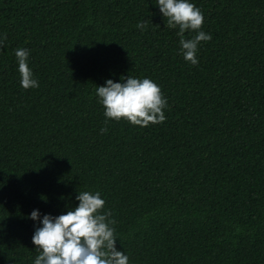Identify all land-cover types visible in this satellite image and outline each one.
<instances>
[{
    "label": "trees",
    "instance_id": "trees-1",
    "mask_svg": "<svg viewBox=\"0 0 264 264\" xmlns=\"http://www.w3.org/2000/svg\"><path fill=\"white\" fill-rule=\"evenodd\" d=\"M191 2L212 36L196 65L156 0H0V264H32L27 214L80 191L100 192L129 264H264V0ZM127 76L160 86L164 122L105 125L95 88Z\"/></svg>",
    "mask_w": 264,
    "mask_h": 264
},
{
    "label": "clouds",
    "instance_id": "clouds-1",
    "mask_svg": "<svg viewBox=\"0 0 264 264\" xmlns=\"http://www.w3.org/2000/svg\"><path fill=\"white\" fill-rule=\"evenodd\" d=\"M155 5L167 26L177 29L183 59L191 65L198 64V46L212 39L211 33L201 28L204 14L200 8L191 0H156ZM137 27L144 30L145 24L138 22ZM186 31L195 35L185 38ZM5 38L0 33V43ZM29 52L24 47L14 50L19 84L24 89L39 87L29 67ZM95 95L103 107L105 125L109 120L123 119L131 125L147 127L166 120L167 98L148 77L127 76L115 82L106 79L102 86H96ZM100 131L106 132L107 128L101 127ZM74 198L78 203L59 215L41 214L38 209L27 214L39 223L31 236L38 253L32 264H129L128 255L116 248L115 220L110 210L104 209L100 192L80 191Z\"/></svg>",
    "mask_w": 264,
    "mask_h": 264
}]
</instances>
